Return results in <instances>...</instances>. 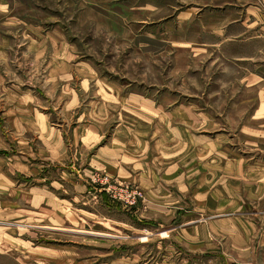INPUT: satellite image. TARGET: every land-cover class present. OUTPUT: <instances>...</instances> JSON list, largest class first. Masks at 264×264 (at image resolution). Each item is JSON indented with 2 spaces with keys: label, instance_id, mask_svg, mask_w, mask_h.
I'll return each instance as SVG.
<instances>
[{
  "label": "rangeland",
  "instance_id": "1",
  "mask_svg": "<svg viewBox=\"0 0 264 264\" xmlns=\"http://www.w3.org/2000/svg\"><path fill=\"white\" fill-rule=\"evenodd\" d=\"M0 264H264V0H0Z\"/></svg>",
  "mask_w": 264,
  "mask_h": 264
},
{
  "label": "built area",
  "instance_id": "2",
  "mask_svg": "<svg viewBox=\"0 0 264 264\" xmlns=\"http://www.w3.org/2000/svg\"><path fill=\"white\" fill-rule=\"evenodd\" d=\"M110 186V187H109ZM108 187V194L110 193L111 195H113V198L117 199V195H120V196H124L125 199H126V202H128V204L130 203V205H134L135 203H137V200L136 198L138 197L137 195L134 196V200L133 201H130L129 202V191L126 189V188H121V187H118V186H111L109 185ZM137 194L140 195L139 197H142V193L140 192V189L139 191H137Z\"/></svg>",
  "mask_w": 264,
  "mask_h": 264
}]
</instances>
